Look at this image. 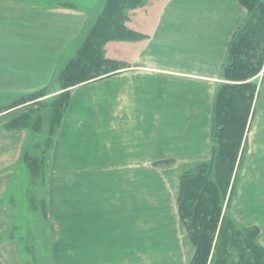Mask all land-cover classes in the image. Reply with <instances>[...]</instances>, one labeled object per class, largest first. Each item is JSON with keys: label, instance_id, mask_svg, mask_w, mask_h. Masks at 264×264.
Returning <instances> with one entry per match:
<instances>
[{"label": "crops", "instance_id": "obj_1", "mask_svg": "<svg viewBox=\"0 0 264 264\" xmlns=\"http://www.w3.org/2000/svg\"><path fill=\"white\" fill-rule=\"evenodd\" d=\"M80 2L0 0L1 100L2 95L20 96L46 86L55 69L75 56L91 15ZM242 14L243 10H240L238 21ZM232 32L214 30L216 35L213 45L217 52L214 56L215 74ZM196 72H185L180 68L154 69L145 62L138 65L133 63L112 75L71 87L68 105L52 134L48 133L51 123L50 103L58 92L36 99L35 103L31 101L2 112L0 197L6 194L9 183L18 184L22 180L20 183L26 185V173L21 161L25 154L33 155V145L44 148L49 139L45 191L53 193L55 183L52 180L77 178L80 208L78 219L53 220L51 223L46 218L45 223L47 227L56 224L79 227L78 251L82 264H134V259L139 258L140 253L146 254V249L163 244L162 240L165 241L168 232L164 234L160 228H169V225L175 228L174 236L184 237L179 228V224L182 228L183 225L176 205L181 175L177 179H170L158 171L174 163L175 167L176 163H198L204 160L200 159L199 148L197 155L192 152L191 159L185 158L183 132L188 125L185 120L189 121L188 115L194 113L187 99L191 98V84L209 81L213 85L211 100L218 79L215 74L208 76L199 70ZM207 73L210 74L209 70ZM258 76L264 89V75L261 72ZM168 77L172 83H169ZM180 84L185 87L182 86L177 92L174 86ZM263 89H259L256 102L259 95L263 94ZM169 94L171 98L175 95L178 106L165 107ZM210 103L203 105L202 111L205 109L206 117L210 114ZM39 106L46 107L42 115L35 110ZM254 109L257 117L260 111H264V105ZM29 112H32L30 126L12 128L9 125L14 118ZM166 114L176 116L173 124L169 125L167 119L163 118ZM37 117L44 120L40 129L43 142L38 136L40 133L35 137L33 135ZM188 131L193 134L197 129L188 128ZM249 132L246 137L251 142L252 135ZM169 158L173 159L169 161ZM146 178H149V185L153 181L151 189L144 188V193L150 194L139 202L136 180ZM168 180H173L170 181L173 182L171 192ZM174 183L178 184L177 192ZM142 203H145L147 211L137 216V208ZM8 210V206L0 204V228L9 225ZM141 226H147L148 233L155 227L159 229L151 232L157 239L151 238L143 246L137 247L136 228ZM130 239L135 242L130 243ZM151 241L154 246H151ZM163 250L167 253V247ZM168 256L148 254V258L143 257L146 258L144 264L145 261L147 264H167Z\"/></svg>", "mask_w": 264, "mask_h": 264}, {"label": "rangeland", "instance_id": "obj_2", "mask_svg": "<svg viewBox=\"0 0 264 264\" xmlns=\"http://www.w3.org/2000/svg\"><path fill=\"white\" fill-rule=\"evenodd\" d=\"M105 1L81 0L82 6L87 7L91 13L89 24L84 29L86 32L82 34V40L102 11ZM240 10L237 0H140L137 5L124 10L125 16L121 21L124 26L133 30L138 36L105 42L103 55L107 59L123 64L121 69L128 67V64L135 63V65H138L145 62L154 69L178 70L180 68L185 72L195 74L197 73L196 70H199L202 74L211 76L216 73L214 70L216 68L214 56L217 52H215L213 45L216 35L214 30L216 28L217 32L222 29L225 32L228 30L233 31L238 22L237 18ZM205 58L207 59L205 60ZM207 70L210 74L207 73ZM168 78L169 83H172L170 77ZM258 78L261 77L257 76L255 78L258 88L263 89ZM182 86L184 85L180 84L174 87H177V92H180ZM212 87L213 85L209 81L191 84L192 91L189 95L191 98L188 97L187 100L191 103L190 106L194 113L190 112V115H188L189 121L185 120L188 124L187 129L183 132L186 159L193 157L192 152L197 155L198 148L201 153H203V149L206 151L205 148L209 142L206 129L208 116L206 117L205 109L202 110L204 104L207 106L211 102L210 92ZM262 91L263 94L259 95L258 101L256 102V99L254 101V108L258 105H264L262 103L264 89ZM25 95H2L3 99H0V106L14 101L17 102L21 96ZM172 97L170 94L168 95L165 107L179 105L175 95ZM175 100L176 103H173ZM31 101L36 102L34 99ZM31 101L15 102L16 106L13 108L29 104ZM209 109L211 111V103ZM35 110H38L42 115L46 107L39 106ZM255 111L254 109L249 125L250 132L248 131L252 135V141H247L244 145L243 158L240 161L234 185L233 205L230 204L225 215L238 228L240 224L245 227L257 226L260 230L258 243L264 247V111H260V115L257 117ZM175 117L174 114L163 115L169 125L173 124ZM43 125L44 121L41 129ZM188 128L197 129V131L191 134ZM37 134L43 142L42 133L35 131L34 137ZM39 147L33 145L31 147L34 149L32 153L40 155L43 148ZM203 157L205 156L202 155L200 159H204ZM200 163H176L175 167L174 163L170 167L160 169L158 173L170 179L173 177L177 179L181 174L193 175L198 172ZM21 166L26 173V180H24L26 185L20 183L22 180L18 184H15V182L9 183L6 194L0 197V204L8 206L9 210L6 214L7 218L10 219L9 225L0 228V264H82L78 251V242H80V239H78L79 227L62 224L47 227L45 223L46 218L51 223L53 220L78 219L80 208L79 179L52 180L55 183L52 189L53 193L52 191H45V183L42 184L39 188V195L47 203L46 211L44 213L40 210L33 212L28 204L27 194L30 184L29 169L24 161H21ZM148 179L136 180L137 200L139 202L142 201L141 198H145V195L150 194L144 193V188L145 190L151 189V183H153L151 180L149 185ZM170 181L168 180V184L171 192L173 182ZM174 185H177V192L178 184L174 183ZM65 208L68 210L65 211ZM146 211V205L142 203L137 208V216L144 214ZM179 228L182 230L184 237L177 238L174 236L175 228L172 225H169V228H160L164 234L168 232V237L165 238V241L162 240L163 244L159 243L157 248L146 249V254L140 253L139 258H137L139 256L137 254L134 264H144L146 258L143 257L148 258V254L156 256L169 254L167 264H189L194 249L181 224H179ZM148 229L147 226L137 227L136 242L130 239V243L134 241L136 246L140 247L146 244L147 241L157 239L155 234L151 232L156 231L159 227L153 228L149 233ZM151 246H154L153 241H151ZM164 247H167V253L163 250ZM130 264L133 263L130 262ZM145 264H147V261H145Z\"/></svg>", "mask_w": 264, "mask_h": 264}, {"label": "trees", "instance_id": "obj_3", "mask_svg": "<svg viewBox=\"0 0 264 264\" xmlns=\"http://www.w3.org/2000/svg\"><path fill=\"white\" fill-rule=\"evenodd\" d=\"M139 2L106 0L75 56L55 69L49 84L18 99L31 101L58 92L50 103L49 134L68 105L71 87L123 68V64L104 57L103 47L109 40L138 36L121 21L124 10ZM237 3L243 14L216 74L218 84L206 125L209 142L206 151L202 148L203 153L200 152V157H205L198 172L180 176L176 205L179 220L194 249L189 264H264V247L258 243L259 228L241 224L238 228L225 215L230 204L233 205L237 170L259 92L255 78L261 72L264 75V0H237ZM18 101L0 106V113L15 107ZM31 113L14 118L9 125L12 128L30 126ZM43 121L37 117L33 129L40 131ZM48 140L40 155L27 153L23 157L30 173L27 194L33 212L46 211L39 188L45 183Z\"/></svg>", "mask_w": 264, "mask_h": 264}]
</instances>
